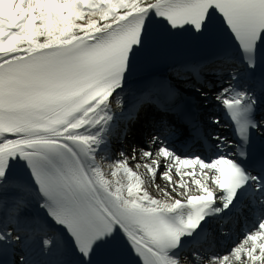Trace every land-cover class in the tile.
<instances>
[{"label": "snow or ice", "instance_id": "snow-or-ice-1", "mask_svg": "<svg viewBox=\"0 0 264 264\" xmlns=\"http://www.w3.org/2000/svg\"><path fill=\"white\" fill-rule=\"evenodd\" d=\"M173 50L223 53L215 106L238 142L213 135L216 155L182 157L160 121L148 147L114 151L155 95L175 97L138 79ZM261 105L264 0H0V264H181L212 221L245 210L240 242L184 264H264Z\"/></svg>", "mask_w": 264, "mask_h": 264}, {"label": "bare ground", "instance_id": "bare-ground-1", "mask_svg": "<svg viewBox=\"0 0 264 264\" xmlns=\"http://www.w3.org/2000/svg\"><path fill=\"white\" fill-rule=\"evenodd\" d=\"M186 179H187V178H186ZM163 186H164V188L167 187L166 181H163Z\"/></svg>", "mask_w": 264, "mask_h": 264}]
</instances>
